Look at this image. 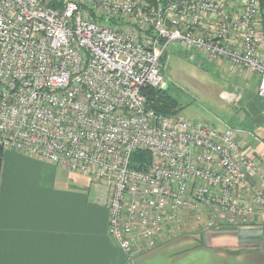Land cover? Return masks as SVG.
Instances as JSON below:
<instances>
[{
    "label": "built area",
    "instance_id": "built-area-1",
    "mask_svg": "<svg viewBox=\"0 0 264 264\" xmlns=\"http://www.w3.org/2000/svg\"><path fill=\"white\" fill-rule=\"evenodd\" d=\"M172 44L257 78L264 98L261 0H0V150L104 186L129 264L183 232L187 214L245 226L264 209L259 158L234 128L149 108L144 90L169 86ZM138 150L148 167L131 165Z\"/></svg>",
    "mask_w": 264,
    "mask_h": 264
},
{
    "label": "crops",
    "instance_id": "crops-1",
    "mask_svg": "<svg viewBox=\"0 0 264 264\" xmlns=\"http://www.w3.org/2000/svg\"><path fill=\"white\" fill-rule=\"evenodd\" d=\"M203 61L192 62L217 69L227 120L238 125L239 143L258 156L264 173V98L257 78L228 63ZM108 200L107 189L85 174L0 150V264H129L109 236ZM185 217L183 232L135 264H264V209L245 226L209 228V213L201 222Z\"/></svg>",
    "mask_w": 264,
    "mask_h": 264
},
{
    "label": "rangeland",
    "instance_id": "rangeland-1",
    "mask_svg": "<svg viewBox=\"0 0 264 264\" xmlns=\"http://www.w3.org/2000/svg\"><path fill=\"white\" fill-rule=\"evenodd\" d=\"M182 51V45L172 44L164 57V74L170 81L168 93L178 101L180 117L194 122H208L220 129L226 127L225 120L229 121L230 127L238 126L227 120V112L220 103V75L217 69L214 66L200 69ZM234 130L236 134L241 132ZM235 137L238 140V134Z\"/></svg>",
    "mask_w": 264,
    "mask_h": 264
},
{
    "label": "trees",
    "instance_id": "trees-1",
    "mask_svg": "<svg viewBox=\"0 0 264 264\" xmlns=\"http://www.w3.org/2000/svg\"><path fill=\"white\" fill-rule=\"evenodd\" d=\"M53 6V4H51ZM262 19L264 20V0H261ZM264 24V21H263ZM168 88L163 90L146 89L144 94L148 99V105L151 110L165 116H178L180 106L176 99L170 96ZM152 162L150 152L138 150L132 154L131 165L138 169L148 167Z\"/></svg>",
    "mask_w": 264,
    "mask_h": 264
}]
</instances>
